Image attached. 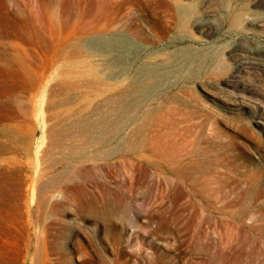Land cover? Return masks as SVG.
<instances>
[{
	"label": "rangeland",
	"instance_id": "obj_1",
	"mask_svg": "<svg viewBox=\"0 0 264 264\" xmlns=\"http://www.w3.org/2000/svg\"><path fill=\"white\" fill-rule=\"evenodd\" d=\"M0 264H264V0H0Z\"/></svg>",
	"mask_w": 264,
	"mask_h": 264
},
{
	"label": "bare ground",
	"instance_id": "obj_2",
	"mask_svg": "<svg viewBox=\"0 0 264 264\" xmlns=\"http://www.w3.org/2000/svg\"><path fill=\"white\" fill-rule=\"evenodd\" d=\"M225 2V1H224ZM231 3V2H230ZM225 5V4H224ZM226 5H227V3H226ZM225 5V6H226ZM225 6H224V8H225ZM233 11V10H232ZM232 13V12H231ZM230 14V13H229ZM240 17H241V15L240 14H238V13H235V14H232L231 15V17H230V23L231 24H233V25H236L238 22H240ZM95 42V41H94ZM101 42H102V44H103V46H105L107 49H108V51H112V50H114V48H115V46H117L116 44L118 43V42H120V38L119 37H116V36H112V37H109V38H107V39H103V40H101ZM120 66V65H119ZM121 70V69H120ZM110 76L111 77H116L117 76V74L116 73H111L110 74ZM141 90V89H140ZM147 90V89H146ZM138 91V90H137ZM135 94V93H134ZM136 94H137V92H136ZM135 94V95H136ZM136 97H137V95H136ZM140 98H141V96H140ZM139 98V94H138V99L137 98H133V100H132V102H131V105L133 106V108H138L137 107V105H138V103H141V102H139L138 100H141ZM137 101H138V103H137ZM127 105V104H126ZM139 106H140V104H139ZM127 107H129V106H127Z\"/></svg>",
	"mask_w": 264,
	"mask_h": 264
}]
</instances>
